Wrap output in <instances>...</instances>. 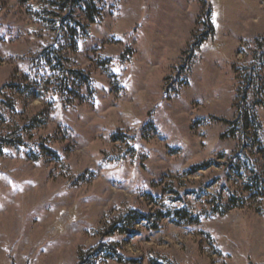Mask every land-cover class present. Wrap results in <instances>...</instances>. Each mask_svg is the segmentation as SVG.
I'll list each match as a JSON object with an SVG mask.
<instances>
[{
  "label": "rangeland",
  "instance_id": "374dc122",
  "mask_svg": "<svg viewBox=\"0 0 264 264\" xmlns=\"http://www.w3.org/2000/svg\"><path fill=\"white\" fill-rule=\"evenodd\" d=\"M71 1L0 0V264H264V0Z\"/></svg>",
  "mask_w": 264,
  "mask_h": 264
},
{
  "label": "trees",
  "instance_id": "16d2710c",
  "mask_svg": "<svg viewBox=\"0 0 264 264\" xmlns=\"http://www.w3.org/2000/svg\"><path fill=\"white\" fill-rule=\"evenodd\" d=\"M75 0L74 1H71L72 4H74ZM96 8V4H95V1L94 0H89L88 1V11L90 13V16H91V20H94V17H95V13H94V9ZM208 28L210 30H212V27L210 25V23L208 22L207 24ZM253 118V121L255 124H257L258 128H261L260 124H259V121L257 120V118L255 117V114H253L252 116ZM247 121H248V118L244 115V112L243 111H240V115H239V118L233 122V125L237 124L241 127L242 129V134L245 133L246 129H247ZM260 130V129H259ZM245 138V137H244ZM245 140V139H244ZM210 165V162H207L205 163L204 165H200V166H196L194 168V170H201L203 168H206V166H209ZM255 182V181H253ZM140 215H137V216H134L133 218H135L136 220L139 219V220H145L147 219V215L146 214H143V213H139Z\"/></svg>",
  "mask_w": 264,
  "mask_h": 264
}]
</instances>
